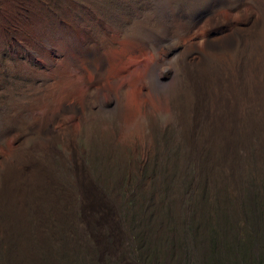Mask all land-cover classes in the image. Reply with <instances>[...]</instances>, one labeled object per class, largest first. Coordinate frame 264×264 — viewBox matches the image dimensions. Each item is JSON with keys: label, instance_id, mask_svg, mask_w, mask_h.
I'll return each instance as SVG.
<instances>
[{"label": "rangeland", "instance_id": "1", "mask_svg": "<svg viewBox=\"0 0 264 264\" xmlns=\"http://www.w3.org/2000/svg\"><path fill=\"white\" fill-rule=\"evenodd\" d=\"M140 23L156 51L129 36ZM262 66L264 0H0V264H150L154 249L183 264L164 243L190 224L233 237L264 201V144L225 151L202 132L196 151L190 84L217 106Z\"/></svg>", "mask_w": 264, "mask_h": 264}, {"label": "bare ground", "instance_id": "2", "mask_svg": "<svg viewBox=\"0 0 264 264\" xmlns=\"http://www.w3.org/2000/svg\"><path fill=\"white\" fill-rule=\"evenodd\" d=\"M155 9L156 8L154 7L152 11H150V15H149L151 16V18H154V20L155 18H157ZM141 28H142L141 23L135 24L129 29L130 31L129 36L132 39H134L140 46L145 47V48L147 47L153 52L156 51L155 50L156 44L162 42L163 38H159L157 40L155 39V41H153L154 39L151 40L145 37V35H142ZM193 53L197 55L200 54L196 49H189V50H186L182 58L183 59L182 61L187 63V66L189 67L195 66L194 65L195 63H190L188 61L189 57ZM81 55L87 62V68H90L97 75V77H100L103 71V67L106 64L105 59L103 58V55H101L98 50H93L88 53L81 52ZM197 67L198 66L196 65V68ZM199 67L201 66L199 65ZM198 74H199V71H198ZM188 76H190V74L187 75V80H188ZM184 77L186 76L184 75ZM220 77L222 78V75ZM201 80L199 82L197 81V79L196 81L190 80V81H193L190 84L191 90L193 93V107H192L193 114L191 116L192 126L190 129L189 136L191 138L190 143H192L193 148L196 151L199 150V146L195 142L199 134L202 132L207 133V135L209 136V139L211 140L210 143L221 145V147H223L225 151L232 150L234 146V142L236 141L238 142L242 141L240 143H243V142L246 143L250 139L255 140L256 138H258L261 141V143L264 144V66H262L259 69L258 80L257 81L254 80L252 82L250 81L251 83L250 84L247 83V86L246 87L243 86V89L238 87L239 84L237 85V83L235 82L230 83L232 84L231 87H230V84L227 86V84L222 82L223 81L222 79L220 83L221 84L223 83V88H222L223 93L222 95H220L221 98L217 106L214 105V103H213V106L209 105V97L205 95V89H204L205 84L203 81L201 82ZM182 81L184 80H183V76L180 73H178L177 76L175 75V78L172 84L173 99L174 98L176 99L179 95H181ZM186 81H184V83ZM226 82L229 83L231 81L230 80L227 81L226 79ZM242 83L243 82L240 83L241 86L243 85ZM217 86H218V83H217ZM217 89L218 88H216V90ZM70 128L71 129H69L67 133L68 139L69 138L71 139L74 136L77 127L72 125ZM207 145L209 146V144ZM197 157L199 156H196V158Z\"/></svg>", "mask_w": 264, "mask_h": 264}, {"label": "trees", "instance_id": "3", "mask_svg": "<svg viewBox=\"0 0 264 264\" xmlns=\"http://www.w3.org/2000/svg\"><path fill=\"white\" fill-rule=\"evenodd\" d=\"M192 188L193 184L188 183L184 189L186 202L193 196ZM251 209L244 206L242 216H245L249 224L238 225L231 238H227V234L223 235L220 228L211 226L206 232V239H197L195 237L202 236V233L194 224H188L183 237L165 241L164 248L172 256H175L176 248L183 250L180 255L183 264H264V201L254 202ZM253 212L256 213L255 220ZM198 248H202L205 255L196 260L193 256L197 254L190 252H196ZM155 251L147 252L150 264H162L164 259L160 260V253Z\"/></svg>", "mask_w": 264, "mask_h": 264}, {"label": "crops", "instance_id": "4", "mask_svg": "<svg viewBox=\"0 0 264 264\" xmlns=\"http://www.w3.org/2000/svg\"><path fill=\"white\" fill-rule=\"evenodd\" d=\"M234 6H237V5H234Z\"/></svg>", "mask_w": 264, "mask_h": 264}]
</instances>
